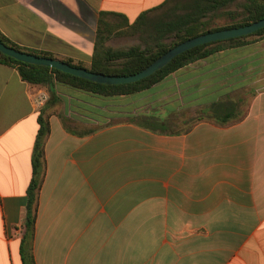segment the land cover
I'll use <instances>...</instances> for the list:
<instances>
[{"label": "crops", "instance_id": "obj_1", "mask_svg": "<svg viewBox=\"0 0 264 264\" xmlns=\"http://www.w3.org/2000/svg\"><path fill=\"white\" fill-rule=\"evenodd\" d=\"M166 2L0 0V31L91 64L102 11L133 23ZM39 89L50 94L41 109ZM136 95L117 121H102L91 109L107 106L86 101L95 95L66 86L51 95L0 63V264H23L42 113L50 134L36 264H264V37Z\"/></svg>", "mask_w": 264, "mask_h": 264}, {"label": "trees", "instance_id": "obj_2", "mask_svg": "<svg viewBox=\"0 0 264 264\" xmlns=\"http://www.w3.org/2000/svg\"><path fill=\"white\" fill-rule=\"evenodd\" d=\"M169 1L173 0H168V2L152 10V12L140 14L133 23H130L124 15L102 11L99 17L95 49L91 64L76 62L71 58L61 60L71 66L85 68L90 72L98 74L130 76L143 71L170 49L191 38L209 32L246 26L264 18V0H244L241 4L242 9L240 12H227L232 18V21L226 25H217L211 20H207V14L209 11H215L225 7L234 0H176L178 4L167 14L165 20L153 21L150 13L162 9ZM178 9H184L185 11L182 14H177L176 10ZM112 15L120 17L121 21L118 23L111 22L109 18ZM143 27L155 29V35L149 37L146 47L132 46L128 49H113L106 45L111 34L115 32L120 33L125 28L141 30ZM252 37L263 38L264 28L240 38L216 41L195 47L176 57L166 67L157 71L155 74L134 83L120 85H106L92 82L52 67L25 63L1 52L0 63L16 67L24 81L32 85L47 87L51 95L57 92L58 86H66L99 97H121L136 95L147 91L180 68L206 59L221 50L244 46L250 43ZM168 38H172V40L167 42L166 39ZM0 39L4 44L18 51L40 57L58 59L53 53L20 46L7 38L1 31ZM145 120L146 118H144ZM38 121L40 127L33 153V174L27 190L25 231L21 244L23 264H36L33 255V242L36 233L40 193L45 181L47 169L45 148L50 134V121L45 113L39 116ZM152 130L157 131L155 128H152Z\"/></svg>", "mask_w": 264, "mask_h": 264}, {"label": "water", "instance_id": "obj_3", "mask_svg": "<svg viewBox=\"0 0 264 264\" xmlns=\"http://www.w3.org/2000/svg\"><path fill=\"white\" fill-rule=\"evenodd\" d=\"M263 28H264V18L246 26H242L238 28H229V29L209 32L206 34L196 36L183 43L176 45L168 52L160 56L158 59H156L151 65H149L143 71L130 76H111V75H104V74L90 72L85 68H78L71 66L70 64L66 63L61 59L40 57L26 52L18 51L15 48L9 47L6 44H4L1 39H0V52L25 63L52 67L59 71L69 73L74 76L92 82L106 84V85H120V84L134 83L155 74L157 71L166 67L176 57L195 47L208 44L211 42L240 38L243 36L253 34Z\"/></svg>", "mask_w": 264, "mask_h": 264}, {"label": "rangeland", "instance_id": "obj_4", "mask_svg": "<svg viewBox=\"0 0 264 264\" xmlns=\"http://www.w3.org/2000/svg\"><path fill=\"white\" fill-rule=\"evenodd\" d=\"M190 1V0H186ZM244 2V0H234L230 3H228L225 7L220 8L219 10L215 11H209L207 14V20H211L214 22V24L217 25H226L229 24L232 21V18L227 14V12H240L241 11V4ZM176 3V0H173L168 6H165L164 8L155 11L150 14V17L153 21H159V20H165L167 17V14L170 13L172 8L174 7ZM184 9H178L176 10L177 14L184 13ZM109 20L113 23H118L121 21V19L116 17H110ZM151 35H155V29L151 28L148 29L146 27L141 28V30H136L132 28H125L120 33L115 32L111 34L110 39L106 42V45L108 47H111L113 49H128L132 46H141L146 47L147 42L149 40V37ZM253 38V37H252ZM251 38V39H252ZM172 38L166 39L167 42H170ZM137 95H133L130 97H127L128 99H121V97H111V98H104V97H92L86 101H89L91 103H94L99 106H107L105 109H91V112H93V116L99 117L102 121L105 119L111 118V121H117L118 119L115 116V112L120 110H129L131 108L130 105L123 106L127 103H129L130 98H134ZM76 103H74L75 105ZM75 107V106H74Z\"/></svg>", "mask_w": 264, "mask_h": 264}, {"label": "built area", "instance_id": "obj_5", "mask_svg": "<svg viewBox=\"0 0 264 264\" xmlns=\"http://www.w3.org/2000/svg\"><path fill=\"white\" fill-rule=\"evenodd\" d=\"M37 108H43L50 99V94L42 89L37 90L33 96Z\"/></svg>", "mask_w": 264, "mask_h": 264}]
</instances>
